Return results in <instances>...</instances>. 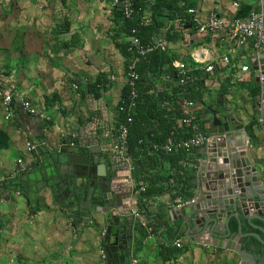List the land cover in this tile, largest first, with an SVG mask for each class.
<instances>
[{"label": "crops", "instance_id": "obj_1", "mask_svg": "<svg viewBox=\"0 0 264 264\" xmlns=\"http://www.w3.org/2000/svg\"><path fill=\"white\" fill-rule=\"evenodd\" d=\"M137 1L143 6L141 20H147L146 25L151 24L152 18L162 23L150 41H165L163 53L169 62L200 61L193 85L198 95L192 101L199 109L201 127L207 130L208 138L209 123L215 122V118L224 115L225 111L232 116L229 120L237 121L249 134L246 139L247 159L257 170L258 183L256 196L259 198L254 200L264 202V116L260 110V93L253 97L249 95L252 86H257L255 71L250 64L254 58L252 42L241 46L224 36L215 40L198 29L210 13H215L229 24L239 7H251L252 0H188L191 7L186 12L194 24L191 28L183 26L178 20L162 19L154 14L156 9L152 7L157 0ZM99 2L89 0L87 5L97 13L93 5ZM18 4L22 12L36 11L44 28L52 25L57 16L61 19L66 16L68 33L66 37L38 39V64L42 66L39 90L44 97L37 105L31 103L24 92L17 90L12 83L0 84V90L10 91L14 99H26L41 112L40 117L16 109L12 117L5 120L10 125L6 130L8 139H12V124H17L21 130L18 134L21 145L17 147L21 159H17L20 161L19 165L16 163L17 168L0 175V180L10 177L9 181L0 183V264H98L92 252L94 243L88 235L94 236L100 229L106 235L102 244L97 245L98 255L100 257L102 251L108 264H119L128 257L138 264L141 259L148 258V253L151 256L155 252V244L161 242H169L172 247L176 243L178 248L180 245L203 247L214 257L224 259L226 263L223 264H264V244H248L241 253L198 245L184 236L185 226H181V220L170 213L173 211L171 205L185 201L180 200V196L189 194L195 198L197 195L200 189L197 185L199 171L209 165L203 154L207 147L191 152L186 164H177L179 177L174 181L171 179L178 188L177 192H166V183L161 182L158 194L142 199L136 193L141 180L138 181L136 174L129 171V164L110 158V134L121 89L125 85L124 59L114 43L93 28V17L84 3L81 0H22ZM147 9H151L149 14ZM167 25L172 28L170 33L164 32ZM57 39H62L64 51L55 47ZM118 40L123 42L121 36ZM46 42L54 46L49 48ZM69 48H73L76 54L65 51ZM257 53L264 55V38ZM46 54L54 57V63L48 61ZM25 55L30 58L29 54ZM165 70L166 66L160 75H147L150 83L147 94L154 97L157 106L163 100L173 101L171 108L174 105L176 115L180 117L181 104L175 101L177 94L173 95L177 90L175 80L165 78ZM63 72L69 75L76 90L67 99L61 100L60 95L65 97L66 94L60 86L63 85L62 79L57 75ZM51 78L54 88L50 86ZM96 80L101 82L97 86L98 99H94L86 89ZM50 92H54L55 97L47 96L51 95ZM27 142L34 146L31 152L25 150ZM79 156H87L92 163L91 168H84L83 175L76 173L72 162ZM69 157L72 158L70 161ZM130 157L135 159L132 155ZM98 167L101 168V175L95 173ZM142 169L150 173L147 176H152L155 169L160 177L175 174L159 157L157 162L144 157ZM179 179H188V187L177 183ZM180 189L182 193L178 192ZM172 194L174 200L170 199ZM53 200L61 202L63 209L56 207ZM134 209L143 213L141 221L133 220V223L126 224L123 218H127V214ZM254 224L264 228V223L254 221ZM145 227L153 229L154 238H145ZM193 230L191 228L187 233L191 234ZM248 231H251L248 226L243 225L242 233ZM258 235L264 240L263 234Z\"/></svg>", "mask_w": 264, "mask_h": 264}, {"label": "built area", "instance_id": "obj_2", "mask_svg": "<svg viewBox=\"0 0 264 264\" xmlns=\"http://www.w3.org/2000/svg\"><path fill=\"white\" fill-rule=\"evenodd\" d=\"M133 1L134 0H110V7L119 15L120 19L128 20L133 15ZM261 1L262 0H252V10H250L249 14L242 19L234 18L230 20L229 24H226L223 18L215 13H210L207 15L204 22L198 26V29L200 32L208 33L215 40H220L224 36L241 46L251 41L253 53L258 54L257 51L260 49L264 38V6L260 5ZM147 23V20L142 19L140 25H146ZM169 31H172L170 25L164 27V32ZM121 38L126 42L127 52L129 54V58L123 69L127 94L125 101L121 100L119 104H117L115 122L110 134L112 144L109 150V156L117 162H127L129 164V171L134 172L135 162L140 164L144 161V157L132 159L128 153L127 146V130L132 122V115H134L135 112L138 94L136 85L140 78L139 74L136 72V64L153 51L164 52L166 43L163 39L150 41L146 44L141 43L135 28H130L128 34L121 35ZM199 63L200 61L198 59H194L190 62L171 60L167 66L168 68L163 72L165 78L172 77L175 80V85L178 89L175 101L181 104V116L177 119L173 131L169 133L164 143L152 142L150 145L145 146L147 153L162 154L165 156L179 154L181 156L180 163L186 164L188 155L191 152L201 150L207 147L206 145L210 144L207 132L201 127L198 116L199 109H196L194 101L188 99L191 90L194 89V75L196 70H198L197 65H199ZM71 86L73 89H76L74 84ZM0 101L5 120H9L16 109H20L25 114L34 116L39 115L41 117V112L31 105L30 102L19 97L14 99L13 93L10 91L0 90ZM172 103L173 101L163 100L158 104V109L169 110ZM118 114H120L122 118L116 121ZM259 122L261 123L262 120L259 119ZM183 135L184 137H182ZM138 144H142V142L139 141ZM33 149L34 146L32 144L28 142L25 143V150L27 152H31ZM139 150L141 151V149ZM71 159V157L68 158L69 161ZM72 162L75 165L76 173L81 175L85 174L84 171L87 168L92 167V163L87 156H79ZM16 163L19 165L20 161L17 160ZM97 172L98 170L96 168L95 173L101 175V173ZM9 178L10 177H5L1 179L0 183L9 181ZM144 189L145 182L140 181L139 185L136 187V193L141 194L144 192ZM15 190L17 191V189ZM1 201L0 199V202ZM192 202L193 198L185 200L184 202L179 201L171 205L170 208L171 210H177ZM127 215L128 217L126 218L125 216L123 221L126 224H131L133 220L141 221L143 213L139 209H134ZM144 234L147 240L154 238V231L150 227L144 228ZM174 245L178 247V244L175 243ZM101 257H103V255ZM119 264H134V260L128 257Z\"/></svg>", "mask_w": 264, "mask_h": 264}, {"label": "rangeland", "instance_id": "obj_3", "mask_svg": "<svg viewBox=\"0 0 264 264\" xmlns=\"http://www.w3.org/2000/svg\"><path fill=\"white\" fill-rule=\"evenodd\" d=\"M21 1L22 0H0V84L12 83L17 90L24 92V96H27L31 103L37 105V102L44 97V93L39 90V73L42 70V66H39L38 64V39L45 37L48 39L56 38L63 35L66 37L68 33V27H66V16L62 19L60 17L58 18L57 16L53 20L52 25L49 27L46 26V28H44L43 25L39 23L41 17L36 11L27 12L26 10L25 12H22L21 5L18 4ZM69 1L71 2L72 0ZM81 1L84 3L83 5L86 6L88 12L93 17V28L95 27L98 32L103 34V36H106L110 42H113L114 38L119 35L120 29L118 14L110 7V0H98L100 1L99 4L93 5L94 11L97 13H94L91 10V7H89L90 5H87L89 0ZM151 9H147V14H149ZM57 40L58 42L56 43L55 47L57 50L61 49L64 51L62 39ZM46 46L52 48L54 44L51 42H46ZM65 51L76 54V51H74L73 48H69ZM26 53L29 54L30 58L26 57ZM65 55L67 54H64V56ZM46 56L48 61L50 60L52 63H54L53 56L50 57L48 54H46ZM62 60L65 59H61V61ZM57 62L58 58L56 59V63ZM69 63H71V61H69ZM112 70H114V68ZM57 77L62 79L63 85L60 86L63 87V93L66 94L65 97L60 95V98L61 100L67 99L68 95L71 94L73 90H76L71 86L72 80L66 72L60 73L57 75ZM49 82H51L50 86L52 88L54 86L53 79L51 78ZM50 94L51 95L47 96L55 97L54 92H50ZM230 117L232 116L229 114V112L225 111L224 115L219 116V118H215V122L211 121L209 123V127H211V129H208L210 131V140L214 138L217 140H220V138L225 140V134H237L238 131L244 132L242 125L237 121L236 122L240 127L238 130L235 129L231 120H229ZM228 124H231V129L228 128ZM7 127H10V125L9 122L5 121L4 119L3 108L0 101V175L6 172L8 173L10 170H14L13 168H17L16 160L21 159L20 151L17 148L21 145V140L18 137V134H21V130H19L17 124H12V139H8L6 134ZM205 132H207V130H205ZM245 135L246 139L249 138L248 133H245ZM247 149L248 144L246 142V149L244 153L246 157ZM134 198L135 196L133 195V205L135 204ZM53 204L59 209H63L64 207L61 202L55 203L54 200ZM97 232L98 233L94 236L88 235V239H92L94 243V250L92 251L95 255L94 259H96L95 261H97L98 264H108L106 263L105 258L101 257L103 255L102 251H100V257L98 255V246L102 244V238H104L106 234L102 229L98 230ZM174 247L177 248L176 253L170 257L168 261H162L158 253L160 252V254H163L165 249L160 246V243L155 244V252H152L151 256H149L148 253V258L141 259L138 261V264L226 263L224 259L220 260L218 257H214L212 252H209L200 246L180 245V248H178L174 245Z\"/></svg>", "mask_w": 264, "mask_h": 264}, {"label": "water", "instance_id": "obj_4", "mask_svg": "<svg viewBox=\"0 0 264 264\" xmlns=\"http://www.w3.org/2000/svg\"><path fill=\"white\" fill-rule=\"evenodd\" d=\"M260 5L264 6V0ZM253 54L250 64L255 71V82L261 98L260 110L264 116V55ZM231 122L238 130V123ZM228 126L231 129V124ZM237 134L245 137L241 150H235L229 143V139L236 134H225V140L214 138L210 141L203 153L209 165L207 169L202 167L199 171L197 185L200 189L197 195L192 203L170 213L181 220V226H185L184 236L195 244L241 253L240 245L244 238H254L259 244H264L258 235H264V228L254 224V221L264 223V202L254 200L255 197L259 198L256 196L257 170L244 155L245 133L238 131ZM100 169L97 168V173H102ZM243 225H247L251 231L242 233ZM191 228L194 232L188 234Z\"/></svg>", "mask_w": 264, "mask_h": 264}, {"label": "trees", "instance_id": "obj_5", "mask_svg": "<svg viewBox=\"0 0 264 264\" xmlns=\"http://www.w3.org/2000/svg\"><path fill=\"white\" fill-rule=\"evenodd\" d=\"M181 3V5H178ZM134 11L133 15L128 20L120 19L119 15V29L120 33L116 36L113 40L115 47L118 49L119 53L124 59V66L129 58V54L127 52V44L126 42H119V37L121 35H126L129 32L130 28H135L137 32V36L139 37L141 43H148L150 42V38L153 33L157 30V28L161 27L162 23H157L153 18L151 24L148 25H140L141 22V9L142 5L140 1L134 0ZM191 7V4H188V0H157L156 4L152 7L156 9L153 13L162 19L167 20H178L182 23L183 26L189 25L193 27L194 24L189 20L187 10ZM251 10L250 5H243L239 7V9L235 12L234 18L242 19L245 18ZM166 13V14H164ZM169 65V60L165 56L163 52L153 51L152 53L148 54L140 60L136 64V72L139 74L140 78L137 82V99H136V106L134 115H132V122L127 130V146H128V153L131 154L132 157L137 159L138 157H146L147 160L151 159L157 162L159 157L160 161H165L168 163L170 169L175 172L174 176L167 175L164 177L158 176L156 169L154 170L152 176L150 173L146 172L143 168L144 161L140 164L137 162L135 163L136 170L133 172L134 175L136 174V179L138 181L145 182V189L144 192L139 195V198L148 197L150 195L158 194L161 189L158 187L159 183L165 182L166 183V192L170 193L175 191L178 188H175L174 184L171 182V179H178V171L180 168L177 167V164L181 161V156L179 154H172L169 156H165L162 154H149L146 150V145H150L152 142L156 143H164L169 135L170 132L173 131L175 127V123L177 119H179V115H176V109L173 105L172 108L169 110L166 109H158L157 102L153 100V96L151 94H147L149 92V80L147 75L155 76L160 75L163 71L164 66ZM101 85L100 80L94 81L93 84L86 86L87 92L92 95L94 99H98L99 94L97 93V86ZM145 87H144V86ZM143 86V88H142ZM194 88V87H193ZM143 91V92H141ZM259 92V87L251 88L249 95L253 97L255 94ZM142 93V94H141ZM178 93V89L173 93L174 96ZM127 94V87L124 85L121 89L120 93V100H124ZM197 93L194 89L191 90L190 95L188 96L189 100L195 99L197 97ZM159 98V94L157 96ZM118 102V104H119ZM117 108V106H116ZM122 118L120 114L116 121H119ZM184 137V135L182 136ZM142 142V144H138V142ZM141 149V151L139 150ZM130 155V156H131ZM136 155V156H135ZM150 155L152 158H150ZM146 178H145V177ZM148 177V178H147ZM174 181V180H173ZM177 183L182 184L184 187H188V179H179ZM172 185V186H171ZM173 190V191H172ZM177 192V191H175ZM181 192V189L178 191ZM178 197V196H176ZM180 200H187L191 199L192 197L189 194L185 196H180ZM170 199L174 200L175 196L172 194L170 195ZM140 204V203H139ZM177 237L175 238V240ZM174 242V241H173ZM173 244V243H172ZM248 244H258L254 238H245L243 244L241 246V250L245 249ZM160 246L165 249L163 254L158 253L160 259L162 261L169 260L172 257L177 249L168 242H161ZM257 253V252H255Z\"/></svg>", "mask_w": 264, "mask_h": 264}, {"label": "bare ground", "instance_id": "obj_6", "mask_svg": "<svg viewBox=\"0 0 264 264\" xmlns=\"http://www.w3.org/2000/svg\"><path fill=\"white\" fill-rule=\"evenodd\" d=\"M229 143L235 148V150H241L244 148L245 145V137L240 134H236L235 136L229 139Z\"/></svg>", "mask_w": 264, "mask_h": 264}]
</instances>
